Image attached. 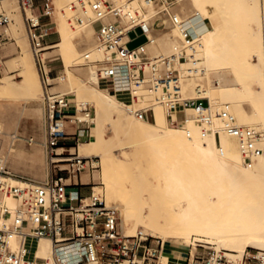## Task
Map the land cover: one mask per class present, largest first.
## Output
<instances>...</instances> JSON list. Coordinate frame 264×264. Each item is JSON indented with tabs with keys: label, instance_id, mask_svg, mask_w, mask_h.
I'll list each match as a JSON object with an SVG mask.
<instances>
[{
	"label": "rangeland",
	"instance_id": "1",
	"mask_svg": "<svg viewBox=\"0 0 264 264\" xmlns=\"http://www.w3.org/2000/svg\"><path fill=\"white\" fill-rule=\"evenodd\" d=\"M53 1L55 5L53 13L55 28L54 32L47 38V41H49L47 45H53L64 39L67 40V44L47 48L43 52L42 57L45 59L47 70H49L52 79L64 78L63 81L51 80V86H49L51 91L67 93L68 99L73 104L89 102L96 113L93 138L83 140L81 143H89V141L96 138V133L94 135L95 128L101 129V142L90 153H82L81 146L79 149L81 155L90 156L89 158L96 162L94 168H91L89 163H87L86 168L81 172L85 181H90V177L92 178L91 186L97 187L98 190L96 196L104 197L107 203L113 206H116L117 199L128 200L130 209L132 208V215L134 217H144L147 223L150 215H168L163 209L165 207L163 202L166 199L164 198V189L161 188L158 179L160 165L146 138L149 132H156L162 137L164 144L162 147L165 149L164 157L169 164L176 160H184L185 152L189 148L192 137L195 136L192 130L196 126L200 128V134L207 141L209 140L216 150L221 153L226 149L231 152L237 150L235 152H238L241 158L244 157L242 153L245 152L246 144L235 143L232 145V140H230L232 134L229 133V130L236 128L239 124L248 130L257 122L253 116L257 109H252L250 106L251 94L249 93V95L247 91L246 94L245 89H240L244 85L243 88L253 86L254 80H250L249 83H247L248 81L239 83L233 79L234 72L232 70L225 71L222 73L223 75L218 74L220 72L217 65H215L216 61L214 58L215 56L218 57V55H211L202 47V35L198 32L186 6L178 3L176 15L180 19L190 22L189 30L193 36V42L190 45H185L184 39L180 34V25L173 24L182 43L180 53L187 57L188 64L179 68L177 66L179 76L177 80L173 81L171 88L176 83L186 98L203 99L204 104H207L208 101V105L205 107L206 116L197 115L194 109L187 108V118H181L183 121L174 126L170 123L164 106L158 103L155 94L147 89L139 93L138 103H135L127 95L106 90L99 82V79L96 85L89 84L90 88H92L88 89V97L84 90L77 88L79 83V80H77L78 76L85 78L89 67L96 71L94 66H85L84 64L86 54L93 56L96 53L95 31L92 24L89 23L90 21L86 22L85 19L79 16L68 0ZM116 1L121 2L122 0ZM143 1L135 0L129 5V8L132 11L137 10L143 15ZM243 1L244 4L241 5L242 7L240 6L242 8L240 12H251L252 8L256 10L253 12L257 14L259 19L257 23L259 24H254L252 27L257 29V31L259 30V38L264 43V0ZM41 2L42 0H37V3ZM11 3L12 6L7 8L3 1H0V13L4 12L13 19L8 26L0 25L1 37H7L0 47V76L8 78V83L10 84V90L0 92V159L6 164L5 166L9 171L18 176L39 182H46L52 177L62 176L64 184H70V182L76 181L74 178L70 179V160L53 161V157L57 158L60 150H57V153H51L50 148L47 147V110L44 103V87L40 78L39 64L27 35L23 19L24 12L18 0H12ZM253 12L251 13L253 14ZM19 13L21 14L20 18L18 16ZM16 21L17 25L15 26ZM86 23H89L88 27L90 26L92 29L89 27L86 30ZM248 23L247 26L250 28L253 22L250 19ZM140 32L138 29L130 33V37L133 39L129 43L130 48H134L145 41V37H137ZM243 45L245 46V44ZM152 49L156 52L166 53L164 50L157 51L153 47ZM63 56L68 58L71 64L69 69L65 66ZM27 57L28 59L32 58L36 66L42 96L39 95L35 87L32 91L28 90L23 82L19 61L21 58L28 60ZM71 72L74 75L72 76V81L69 79ZM235 87L239 89L237 88V90ZM95 89L107 91L106 95L108 97L101 112L97 111L96 105L91 99L92 90ZM246 96L247 98L249 97L248 100L245 98ZM147 105L152 106L151 117H149L150 112L145 117L139 118L135 113L128 111L131 107ZM225 111L230 114L231 118L223 116ZM68 127L69 131H73L70 124ZM212 129L216 130L217 133H212ZM255 131L258 135V130L255 129ZM229 136V141L225 140ZM224 141H227L226 145ZM44 142H46L45 145ZM239 145L241 150H239ZM71 146H76L73 140L61 142L59 147L64 148L63 153L60 155L67 158L73 157L71 153L74 154L75 149L79 146L75 149L69 148ZM185 165L187 164L184 163L183 166ZM67 179L69 180L67 181ZM118 212L120 214V228L123 232L121 213L119 210ZM138 229L136 235L141 233L144 236H149L148 242L152 241L153 246H158L161 250L163 244V253L161 252L163 256L166 254L165 246L175 248L178 246L172 241L166 243L161 237L151 235L144 227H139ZM158 240L159 243L157 242ZM213 247L217 248L213 244L196 242L194 237H192L190 246L184 250L187 253V257H189L191 253L192 255L205 254ZM169 257L171 258L166 259L163 257V261L165 262L166 260L169 264L184 263L176 262L173 260L174 257Z\"/></svg>",
	"mask_w": 264,
	"mask_h": 264
},
{
	"label": "built area",
	"instance_id": "2",
	"mask_svg": "<svg viewBox=\"0 0 264 264\" xmlns=\"http://www.w3.org/2000/svg\"><path fill=\"white\" fill-rule=\"evenodd\" d=\"M130 2L131 0H125ZM158 4L159 16L150 23L137 10H130L114 0H94L92 24L95 28V49L92 56L85 55V66H94L99 82L113 92L127 95L138 103L139 93L145 89L153 92L156 100L168 111L172 124L186 117V109L192 108L206 116L203 99L186 98L181 88L172 80L178 74L177 63L187 57L178 50L171 54H152L147 47L150 32L166 30L167 21L180 25L185 45L193 42L187 21L176 15L179 0H147ZM23 10L27 35L38 64L44 103L47 110V147L57 153L60 143L73 140L76 148L83 140L92 138V127L96 113L87 104H73L68 94L51 91V80L43 52L47 49L46 38L55 28L53 0H18ZM13 21L9 15L0 13V25L8 26ZM140 30L137 37L145 41L130 48V33ZM7 37L0 35V47ZM130 111L145 117L152 106L131 107ZM174 114L176 118H174ZM224 117L231 118L225 111ZM73 131H69L68 125ZM230 132L243 138L242 129L231 128ZM253 140V139H252ZM257 155L264 150L248 144ZM70 159V178H76L89 163L96 162L89 157L80 158L74 152ZM62 176L39 182L13 174L6 166H0V196L13 197L20 206L12 211L0 199L1 215L8 219L0 228V264H51L45 257H31L28 240H51L54 248V264H163L161 250L148 242L149 236L138 234L126 236L119 227L117 208L107 204L104 197L96 196L92 190L89 196H82L78 190L69 189ZM18 246H13L14 241ZM159 243V240L157 241ZM183 264H230L224 251L209 249L205 254H190ZM242 264H264V249L250 248Z\"/></svg>",
	"mask_w": 264,
	"mask_h": 264
},
{
	"label": "bare ground",
	"instance_id": "3",
	"mask_svg": "<svg viewBox=\"0 0 264 264\" xmlns=\"http://www.w3.org/2000/svg\"><path fill=\"white\" fill-rule=\"evenodd\" d=\"M2 1L5 7L9 8L12 6V0ZM93 1L68 0L74 11L86 22L89 20L91 24L95 17L91 10V2ZM114 1L118 4H124L130 9L129 5L135 0L130 2L125 0L121 2ZM179 4L188 8V12L192 16L191 19L195 22L198 32L202 35V47L204 50L211 55H218V57H214L215 65H217L220 72L218 74L221 75L225 71L232 70L234 72L233 79L239 83L247 81L249 83L250 80L256 82H253V86L245 88H243L245 85L241 87V83L239 87H241V90L245 89L246 94L247 92L251 94H249L251 96L250 106L252 109H257L253 115L257 122L248 130L241 124L236 127L242 129L243 138L232 134L230 130L231 138L230 136L225 138L227 141L230 138L232 145L235 143L246 144V148L244 147L245 152L242 153L243 158L239 156L238 152H235L237 150H234L235 153L227 150L226 147V150L222 153L216 150L214 145L200 134L201 130L196 126L192 130L195 136L192 137L189 148L185 152L184 160H176L169 164L164 157L165 149L162 147L164 145L162 137L156 132L147 133L146 138L150 143L149 146L152 147V152L157 156L158 164L160 165L158 179L161 188L164 189L163 193L166 199L163 202L165 207H163L164 205L162 207L168 215H150L147 223L144 217H134L132 215V208L130 209V204L126 199L125 201L117 199L114 207L121 213L123 232L121 228L120 230L126 236H135L139 230L138 228L144 227L148 233L161 237L164 242L172 241V243L174 242L178 245L176 248L165 246L166 254L163 256L162 244L161 260L163 264H169L166 260L165 262L163 261V257L166 259L171 258L169 256L174 257L173 260L176 262H185L187 253L184 249L190 246L192 237H194L196 242L216 245L217 248L213 247L210 249L218 252L224 251L229 258L230 264H242L249 248L264 249V155H257L254 149H250L247 145L250 141H253L254 147L264 150V43L259 38V30L257 31V29L252 27L254 24H259L257 23L259 19L257 14H254L256 10L253 8L251 9V12L254 11L253 14L248 10L250 13L242 12V14L240 12V9L242 10L240 6L244 4L243 0H179ZM142 5L144 12L142 17L152 23L159 16L158 4L144 0ZM18 16L20 18L21 14L19 13ZM250 19L253 22L251 24L252 28L247 26ZM89 23L85 24L86 30L90 27H88ZM14 25H17V21ZM189 25L190 22L187 21V26L189 27ZM179 30L182 36L181 27ZM161 31L154 30L150 32L152 41L147 44L148 50L152 54H171L176 52V50L181 52L182 43L178 38L173 23L167 21V29L163 32ZM63 44H67L66 39L53 45H48L47 48ZM152 47L157 51L164 50L166 53L156 52ZM25 52L27 51L25 50ZM63 59L66 68L69 69L71 64L68 58L63 56ZM187 62V60L180 61L177 64L178 68L187 65ZM19 66L22 69L20 73L23 76V82L28 90L32 91L35 87L39 95L42 96L38 83L37 69L32 58L28 60L21 58ZM72 74V72L69 74L71 81L73 80L72 76H74ZM178 76L179 71L171 84L177 80ZM98 79L97 71L89 67L85 78L77 77V80H79L77 88L84 90L87 96L92 88H90L89 84L96 85ZM52 80L63 81L64 78L59 77ZM8 82V78L0 76V92L10 90ZM175 85L177 84L174 83ZM235 88L237 89L238 87ZM106 92L95 89L92 90V96L90 95L99 112L104 109V102L108 97ZM247 96L245 98L248 100L249 97L247 98ZM87 103L89 102H80L79 104ZM128 111L134 113V111H130V108ZM165 111L168 114L166 108ZM197 115L202 114L197 113ZM187 116L186 109L185 118ZM174 118H176L175 114ZM181 121L179 119L176 124L170 123L176 126ZM255 129L258 130V135ZM100 130L98 128L94 129V135L96 133L94 140L89 141V143H80L79 147L74 151L77 156L80 158L90 157L80 154V146L82 153H90L101 142L102 134ZM212 133H217V131L212 129ZM226 142L224 141L225 145ZM45 144L46 142H44ZM58 150H60L58 152L59 155L57 158L53 157V161L70 160L60 155L63 153V148ZM239 150H241L240 145ZM184 163L187 165L183 166ZM5 165L0 159V166ZM94 193H98L97 187H94ZM11 198L13 197L0 196L5 206L14 211L20 206V202L17 207H11L7 204L8 199ZM134 206L136 205L134 204ZM7 222L8 219L2 216L0 211V228L5 226ZM13 246L16 248L18 241L15 240ZM27 248L31 257H45L50 260L51 264H54V248L51 240L47 238L28 240Z\"/></svg>",
	"mask_w": 264,
	"mask_h": 264
},
{
	"label": "crops",
	"instance_id": "4",
	"mask_svg": "<svg viewBox=\"0 0 264 264\" xmlns=\"http://www.w3.org/2000/svg\"><path fill=\"white\" fill-rule=\"evenodd\" d=\"M47 38H46V44H49V41H47ZM149 117H151V112L149 113ZM180 120H182V119H180ZM74 179L76 181L70 182V184L72 185V187L69 188V189L78 190L81 193L82 196H89L91 194L92 190H94L93 189L94 186H91V184H92V178L91 177H90V181H85V178H84L83 174L80 173ZM81 186H84V187H81ZM18 203H19L18 200L14 199V198H11V199H8V203L7 204L10 205L11 207H17L18 206ZM5 225H6V223H5Z\"/></svg>",
	"mask_w": 264,
	"mask_h": 264
}]
</instances>
